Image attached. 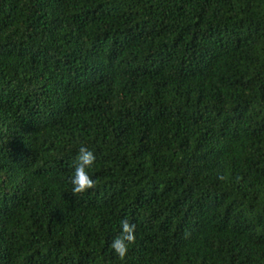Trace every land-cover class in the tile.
I'll return each instance as SVG.
<instances>
[{
	"label": "trees",
	"instance_id": "trees-1",
	"mask_svg": "<svg viewBox=\"0 0 264 264\" xmlns=\"http://www.w3.org/2000/svg\"><path fill=\"white\" fill-rule=\"evenodd\" d=\"M0 264H264V0H0Z\"/></svg>",
	"mask_w": 264,
	"mask_h": 264
},
{
	"label": "clouds",
	"instance_id": "clouds-1",
	"mask_svg": "<svg viewBox=\"0 0 264 264\" xmlns=\"http://www.w3.org/2000/svg\"><path fill=\"white\" fill-rule=\"evenodd\" d=\"M76 159L77 162L74 165L70 183L72 185V192L81 193L92 188L94 185V180L88 170L94 165L96 156L88 146L81 145L78 148ZM119 229V234L112 239L109 248L116 256L123 259L128 254L129 245L136 240V224L124 218L119 222Z\"/></svg>",
	"mask_w": 264,
	"mask_h": 264
}]
</instances>
